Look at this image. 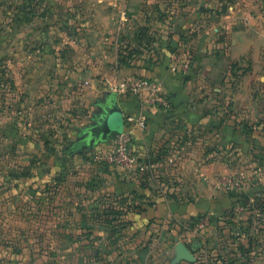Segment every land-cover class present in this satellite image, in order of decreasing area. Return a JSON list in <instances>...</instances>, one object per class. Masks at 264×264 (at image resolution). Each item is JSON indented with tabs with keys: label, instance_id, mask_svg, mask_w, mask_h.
<instances>
[{
	"label": "rangeland",
	"instance_id": "rangeland-1",
	"mask_svg": "<svg viewBox=\"0 0 264 264\" xmlns=\"http://www.w3.org/2000/svg\"><path fill=\"white\" fill-rule=\"evenodd\" d=\"M98 1L0 0V33H8L9 45L14 43L15 46L22 40L29 50L20 55L27 61L25 74L36 77L30 83L28 78L22 77L27 80L19 86L29 84L37 93L23 98L15 93L17 85L11 78L14 73L9 67L3 68L0 61V264H17L8 259L13 250L12 257L17 260L38 258L32 264H96L95 254L99 252L115 257H110L113 260L107 264H127L123 260L129 254L137 257L135 264H264V247L261 246L264 245V228L260 226L264 224V183L261 181L264 143L258 138L264 139V128L263 133L253 134L255 128L250 125H245L242 135L247 141L241 151L242 162L238 161L240 156H236L239 151H231L232 157L235 156L233 174L242 180L240 189L226 191L234 199L232 207L222 208L219 213L208 210L180 225L181 233L188 232L209 215L203 231L205 238L194 236L205 242L202 249L193 251L196 261L174 260L175 251L165 245L168 237L171 238L169 229L162 225L149 235L147 229L123 232L120 223L104 232L107 237L104 245L82 243L84 239L97 237L93 230L95 224L87 227L79 213V208L87 203L85 195L119 196L117 207L124 208L128 205L125 197L133 189L127 162L116 160L119 159L118 132L107 142L77 150L71 148L80 137V129L94 123L101 103L113 88L110 81L103 84L105 78L97 80L95 72L89 75L84 69H77L84 54L72 47L81 44V36L88 32L87 28L91 29L92 36L85 41L87 45L94 44L96 30L93 29L99 25L98 33H103L104 42L119 48L123 40L117 6L106 4L108 0ZM149 1L152 5L155 3V0ZM149 11L153 13L154 7ZM31 48L40 50L34 61ZM124 51L114 49L110 57L115 58L119 52L118 59L130 58L132 54L127 49ZM11 54L9 60L19 59V55ZM118 72L126 77L130 75L128 69L120 71L114 67L107 75L114 78ZM92 82L93 86L89 84ZM103 88L104 94H101ZM31 113L37 117V132L33 131L34 127L32 131L27 128ZM254 124L258 126L256 121ZM146 177L141 183L148 184L151 178ZM247 188L254 193L252 197L245 194ZM132 195L137 197L138 194ZM137 200L141 203L139 197ZM89 201L95 209L96 198ZM114 201L105 204L108 210L114 206ZM113 211L117 212L113 216L120 215L122 209ZM170 227L174 228V223ZM258 236L263 242L260 243ZM135 237L140 242L134 241ZM21 240L31 246L24 245L17 252L14 244ZM114 240L117 241L113 243ZM132 242L135 245H130ZM259 251L262 261L258 258Z\"/></svg>",
	"mask_w": 264,
	"mask_h": 264
},
{
	"label": "crops",
	"instance_id": "crops-1",
	"mask_svg": "<svg viewBox=\"0 0 264 264\" xmlns=\"http://www.w3.org/2000/svg\"><path fill=\"white\" fill-rule=\"evenodd\" d=\"M149 2L108 0L106 3L117 6L118 15L125 12L124 19L120 18V25H123L120 27L123 39L121 47L116 48L103 41V33H98L100 25L93 29L96 30L94 44L87 45L85 41L92 36L89 34L91 29L87 28L88 32L81 36V44L72 47L84 54L77 69H84L89 75L95 72L97 80L105 78L103 84L110 81L113 86L111 92L117 94V102L124 115L120 131L129 136V153L135 161L128 165L133 189L125 197L128 203L126 207H117L118 195H85L87 203L79 208V213L87 227L95 224L93 230L97 237L84 239L82 243L104 245L107 238L104 232L107 233L108 227H116L120 223L123 232L147 229L149 235L155 227L162 225L169 229L171 236L165 245L175 253L178 243L189 246L198 242L196 249H202L205 242L200 239L199 242L194 236L204 239L206 232H197L190 227V231L181 233V223L195 219L208 210L219 213L222 208L227 210L232 207V195L218 189L217 182L234 172L231 168L235 157H232V150L234 153L235 150L239 151L236 156H240L238 161L242 162L241 151L247 145L242 137L245 125L255 128L253 134L263 133L264 0H155L153 5ZM151 6L154 7L153 13V10L149 11ZM8 41V33L1 31L2 67H9L8 70L13 71L14 77L11 78L17 85L15 93L22 98L32 97L37 93L29 84L19 86L20 82L27 80L22 77L28 78V83L36 78L34 74H25L27 61L20 56L29 50L23 46L22 40L16 42L15 46L14 43L9 45ZM114 49L120 53L127 49L132 55L118 59V52L112 58L110 55ZM30 51L34 61L40 50L31 48ZM11 52L19 55V59L9 60ZM86 54H90V57ZM113 67L120 71L128 69L130 75L126 77L118 72L117 76L111 78L107 72ZM139 79L157 80L160 95L169 101L170 108L157 103L152 94L134 96L120 88ZM89 84L93 86V82ZM104 89L101 94H104ZM141 115L146 117L144 130H140L135 121L127 119H136ZM29 117L28 130L32 131L34 127L33 131L37 132V117L33 113ZM255 121L258 126L253 125ZM83 128L80 129V136L84 135ZM83 138L72 143L71 148L80 149L85 144L80 143ZM258 138L260 143H264L261 136ZM153 172L166 180L164 187L154 180ZM142 174L148 180L151 178L150 183H141L144 180ZM261 181L264 183V174ZM132 193L138 194L136 196L141 203ZM245 194L252 197L254 193L247 188ZM90 198H96L95 209L89 204ZM111 201H114V206L108 210L105 204ZM114 208L122 209L120 215L113 216L117 214L116 211L112 212ZM53 222L57 223L55 220ZM62 222L65 229V219ZM173 223L174 228L170 227ZM260 226L264 228V224ZM259 238L260 243L263 242ZM133 240L140 242L138 237ZM14 245L17 252L24 245L31 246L25 240ZM260 251L258 258L261 260ZM12 252L14 250L8 259L17 264H32L38 259L34 256L17 260V257H12ZM15 255L19 257L18 253ZM95 255L96 264H107L113 260L110 257L115 258L100 252ZM137 261V257L130 254L123 260L127 264Z\"/></svg>",
	"mask_w": 264,
	"mask_h": 264
},
{
	"label": "built area",
	"instance_id": "built-area-1",
	"mask_svg": "<svg viewBox=\"0 0 264 264\" xmlns=\"http://www.w3.org/2000/svg\"><path fill=\"white\" fill-rule=\"evenodd\" d=\"M125 17V12L122 11L120 18L123 20ZM121 23V22H120ZM123 90H128L132 95L134 96H142L145 94L154 95V100L161 104L166 109L170 108L169 101L160 95V83L157 80H146V79H139L136 80L134 83L126 86L120 87ZM128 121H135L137 127L140 130H144L146 128V117L144 115L139 116L136 119L133 118H127ZM118 156L119 159L116 158L118 161L127 162V165L133 164L135 161L133 157H131L129 153V145H130V138L124 131L118 132ZM139 166V165H138ZM152 177L154 180L158 182V185H161L162 187L165 186V181L161 179L157 174L153 173ZM242 187V180L236 176L235 174L229 175L225 177L223 180H219L217 182V188L222 189L224 191H232V190H238ZM209 215H205L204 218L201 219V221L195 225V230L197 232H202L205 230V227L208 223ZM202 237V236H201ZM201 240V239H200ZM202 241V240H201Z\"/></svg>",
	"mask_w": 264,
	"mask_h": 264
},
{
	"label": "water",
	"instance_id": "water-1",
	"mask_svg": "<svg viewBox=\"0 0 264 264\" xmlns=\"http://www.w3.org/2000/svg\"><path fill=\"white\" fill-rule=\"evenodd\" d=\"M101 111L95 115L94 123L85 126L82 130L84 138L80 143H88V145H96L99 142L108 141L112 133L119 129L122 124L124 115L123 110L117 102V94L111 92L105 98V101L101 103ZM198 247V242H194L189 246L183 243L176 245L175 261L186 260L194 262L195 257L193 250Z\"/></svg>",
	"mask_w": 264,
	"mask_h": 264
},
{
	"label": "flooded vegetation",
	"instance_id": "flooded-vegetation-1",
	"mask_svg": "<svg viewBox=\"0 0 264 264\" xmlns=\"http://www.w3.org/2000/svg\"><path fill=\"white\" fill-rule=\"evenodd\" d=\"M84 136H85V135H81V136L79 137L78 140H80V139L83 138ZM91 146H92V144H91ZM83 147H89L88 143L83 144L81 148H83ZM74 148H76V147H74Z\"/></svg>",
	"mask_w": 264,
	"mask_h": 264
},
{
	"label": "trees",
	"instance_id": "trees-1",
	"mask_svg": "<svg viewBox=\"0 0 264 264\" xmlns=\"http://www.w3.org/2000/svg\"><path fill=\"white\" fill-rule=\"evenodd\" d=\"M121 126H122V125H120L119 129H118V130H116V131H114L113 133H115V132H119V131H120V128H121ZM113 133H112V134H113Z\"/></svg>",
	"mask_w": 264,
	"mask_h": 264
}]
</instances>
